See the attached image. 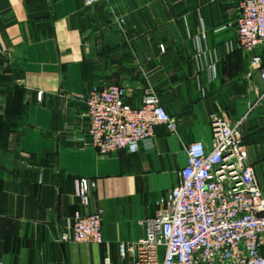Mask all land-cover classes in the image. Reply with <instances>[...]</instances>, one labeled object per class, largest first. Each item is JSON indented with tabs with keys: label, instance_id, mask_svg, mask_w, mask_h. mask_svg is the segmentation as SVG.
I'll list each match as a JSON object with an SVG mask.
<instances>
[{
	"label": "crops",
	"instance_id": "obj_1",
	"mask_svg": "<svg viewBox=\"0 0 264 264\" xmlns=\"http://www.w3.org/2000/svg\"><path fill=\"white\" fill-rule=\"evenodd\" d=\"M238 2L0 0V264H132L120 246L143 236L138 222L178 183L186 146L211 149L216 115L242 121L264 193V100L238 41ZM114 84L131 107L153 89L177 129L156 126L152 150L100 153L85 99ZM81 178L94 183L88 206ZM97 209L102 244L60 242L76 213Z\"/></svg>",
	"mask_w": 264,
	"mask_h": 264
},
{
	"label": "built area",
	"instance_id": "obj_2",
	"mask_svg": "<svg viewBox=\"0 0 264 264\" xmlns=\"http://www.w3.org/2000/svg\"><path fill=\"white\" fill-rule=\"evenodd\" d=\"M99 1L84 0L88 6ZM238 6L237 37L249 55L251 71L259 73V103L264 100V54L256 50L264 45V0H239ZM126 91L125 85L94 86L86 96L87 135L102 154L152 150L156 126L177 129L153 89L147 90L139 107L126 103ZM37 98L41 100V93ZM241 123L216 115L211 149L202 141L186 146L178 183L160 199L154 216L138 222L144 234L120 246L122 257L132 253V264H264V193L248 163ZM93 187L87 179L75 181L83 206L89 205ZM60 242L102 244V210L76 213Z\"/></svg>",
	"mask_w": 264,
	"mask_h": 264
}]
</instances>
